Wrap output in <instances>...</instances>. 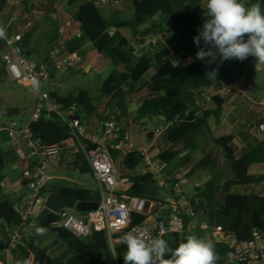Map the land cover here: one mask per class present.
<instances>
[{"label":"trees","instance_id":"obj_1","mask_svg":"<svg viewBox=\"0 0 264 264\" xmlns=\"http://www.w3.org/2000/svg\"><path fill=\"white\" fill-rule=\"evenodd\" d=\"M31 1L28 0L27 4ZM54 1L56 5L59 0ZM87 2L88 0L69 2V8L75 9L74 21L80 25L82 36L66 46L67 53H78L84 59L88 52L93 51L104 58L114 70L103 82L98 99H93L83 88L63 97H59L54 91L52 99L68 109L75 106L77 115L82 118V123L86 126L91 125L94 120H97L98 124L113 120L122 127L123 134L144 123L153 124L156 131L163 130L160 135L161 142L159 140L160 147L163 139L171 147L166 152H162L160 147L150 149L149 156L151 152L159 151L157 157H150L154 162L164 166L165 171L160 178L147 173V170L143 176H133L140 165L144 164L141 156L138 153L123 155L110 152L116 173L129 181L126 187L119 189L117 199L130 207V225L127 230L115 236L114 248L105 234L94 233L89 238L80 240L61 228L59 224L66 211L54 215L43 210L36 220L25 224L16 214L14 219L11 218L13 220H9L4 213L5 200L1 197L0 215L5 221L12 223L19 221L18 229L23 235L22 243L10 254V264H23L24 261L29 264L30 252L34 249H41L49 254L52 264H124L126 245L122 243L121 237L152 218L158 223L167 221L171 214L169 208L176 203V196L174 192L175 202L170 206L158 200V195L163 190L160 180L165 185L176 188L178 184L174 172L180 174L185 171L191 164L193 153H199L203 159L197 164L192 162L194 166L188 171L186 180L197 172L207 170H215V172L203 188L195 191L192 198L186 197L193 217L188 218L183 215L185 233L181 236H169L168 245L170 249H175L189 235L212 240L219 257L217 264H223L228 250L215 243L213 235L216 227L227 229L230 236L238 243L254 241L256 236L264 237V197L241 193L242 189L264 184V177L249 175L251 167L264 166V134H258L255 130L264 125V120L254 123V130L249 126L240 135L221 139H214L208 126L210 120L217 125L220 124L224 104L215 97L210 99L207 92L213 89L217 80L227 75L240 60L220 63L218 59L216 63L209 64L207 61L196 59L198 46L194 43L193 37L198 35V30H202L206 19L204 15L207 11V0H125L120 7L102 9L107 10L109 14L100 12L93 20H89L80 11ZM240 2L246 7L259 3L261 11L264 12V0H240ZM128 12H132V19L119 18L123 14L127 15ZM124 31L130 33V39L123 35ZM165 32H168L165 43L151 45L150 49L143 50L146 43ZM29 39V34L22 36L21 48L26 58L25 47ZM134 45L141 48L138 56L135 54ZM200 47H204L202 40ZM244 61L250 66L256 63L253 56H249ZM213 69H217L215 79L207 78L206 74ZM7 80L8 74L3 65L0 69V84ZM51 80L55 81V75ZM101 99L108 101V112L113 110L111 116H108V113L102 115L101 109L98 108ZM207 99L210 102L201 106L202 101ZM130 104L139 105L133 117L130 116ZM19 116L20 113L17 111H8L4 115L9 119ZM2 125L4 124L0 123V126ZM30 131L42 145L61 149L59 159L67 163L63 168L64 174H77L80 178L88 177L95 182L94 172L84 152L67 124L60 118L44 113L40 120L31 126ZM237 141L240 144L245 141L249 143L241 150L236 146ZM82 143L87 147V151L92 149L88 142L82 141ZM8 157L9 152L0 147V173L9 166ZM219 157L224 162L218 163ZM228 159L235 162L234 174H227ZM223 177L229 180V184L226 204L221 206L216 202V181ZM1 182L2 179H0V192ZM52 194L72 199L80 204L101 202L98 190L79 185L67 184L62 187L48 185L43 192V200L46 201ZM137 201L152 205L159 204L161 208L155 214L144 215L133 209ZM73 213L77 218L85 216V214ZM198 213L208 218L206 225L210 230L207 233L201 227L205 224L197 222ZM36 227H45L46 234L38 236ZM6 231L1 232L3 238L0 252L3 251L4 254L3 257L0 254L2 261H6L5 251L18 230L13 234ZM43 238L51 239L48 248H44Z\"/></svg>","mask_w":264,"mask_h":264},{"label":"built area","instance_id":"obj_2","mask_svg":"<svg viewBox=\"0 0 264 264\" xmlns=\"http://www.w3.org/2000/svg\"><path fill=\"white\" fill-rule=\"evenodd\" d=\"M93 2L98 8L107 9L120 7L125 0H93ZM14 3L17 8H21L28 3V0H15ZM17 21L16 17L12 19L6 28L7 38L0 39V44L5 49L2 63L7 71L9 81L17 86H25L32 90L37 95V102L35 114L27 126L21 127L15 121L9 125L0 126V135L5 134L9 141L18 147L16 150L18 158L28 165L23 173L27 191L26 199L22 203L15 204L13 210L23 224L33 222L41 214L37 206L40 202H44L43 192L53 178L52 161L60 157L61 149L42 145L33 137L30 128L40 120L44 113L48 116L55 115L67 124L84 152L86 160L94 172L97 190L101 196V202L96 212L85 214L83 218H77L73 212L66 211L59 225L80 240L87 239L94 233L105 234L110 244L114 245L116 243L115 236L127 230L130 225V207L117 199L119 189L126 187L129 181L125 177L117 178L110 152L123 155L138 153L143 159L147 173L158 178L162 177L165 167L152 160L149 150L135 148L132 131L123 134L122 127L117 122L109 120L100 123L96 133L91 134L82 120L70 121L71 118L79 117L75 106L68 109L52 99V93L55 91L51 85L52 76H56L60 72L75 71L85 65L84 59L78 53L69 54L66 50L69 43L82 36L80 27L74 29V24L68 23L59 32V38L48 60L45 63L36 64L24 56L21 48L22 36L13 32ZM167 38L168 32H165L151 40L150 45L156 46L159 43H165ZM237 83L242 84L243 82L240 80ZM207 101L210 102L209 99ZM260 106L264 108V100H261ZM162 132L163 130L160 129L157 134L160 136ZM258 134H264V125L260 126ZM21 141L25 142L24 148L19 147ZM82 141L91 144L92 149L87 151V147L83 145ZM2 174L0 173V176ZM186 176L187 174L175 176L178 184L175 188L176 203L169 208L171 214L165 223H158L155 218H152L130 231L143 232L150 238L160 236L163 239L172 235H183L185 233L183 215L188 218L193 217L192 210L181 190ZM1 187L3 188V186ZM135 203L139 204L140 202ZM201 227L206 233L210 230L207 225ZM213 239L215 243L228 250L226 261L223 264H264V237L262 236H256L251 242L238 243L230 236L227 229L216 227ZM22 240L23 235L18 229L5 251L6 261L0 259V264H10V254L22 243ZM31 259H33L32 253L29 257V260Z\"/></svg>","mask_w":264,"mask_h":264},{"label":"crops","instance_id":"obj_3","mask_svg":"<svg viewBox=\"0 0 264 264\" xmlns=\"http://www.w3.org/2000/svg\"><path fill=\"white\" fill-rule=\"evenodd\" d=\"M60 2H57L56 5H54L55 1H42V0H32V5L29 9L20 10L15 16L11 15H2V18H0V26H3L5 29L10 25L12 19L15 17L18 18L17 23L15 24L13 28V32L24 36V35H30L29 42L27 43V46L25 47V54L27 56V59L31 62H34L36 64H42L45 63L50 53L52 52L58 38H59V32L65 28V26L68 23L74 24V29L79 27L77 21H74V14L72 15L71 19H69L63 27H59L56 23L51 21L53 19V14H57L58 11L64 12L68 11L71 8H69V2L71 0H59ZM60 6L58 7V5ZM27 5V4H26ZM25 6V5H24ZM23 6V7H24ZM11 8L20 9L15 6V3L11 6ZM22 8V7H21ZM109 10V9H107ZM107 10H102L94 4L93 0H88V2L83 5L80 8V11L83 12V14L89 19L93 20L95 19L100 12H105V14H109L106 12ZM150 41L146 43L143 50L150 49ZM146 48V49H145ZM89 49V48H88ZM5 54V49L0 45V69L3 66L2 63V57ZM85 65L84 67L75 70V71H84L85 73L91 72V64L87 61L86 57L84 58ZM257 63V62H256ZM254 63L250 66L249 63L246 61H240L237 64H234V67L232 70L225 76L220 77L214 88L209 90L207 92V96L211 99L213 97L219 99L224 104V113L223 117L221 118L220 124L217 125L213 120H210L208 122L209 129L211 130L212 136L214 139H221L223 137L232 136V135H240L243 130L251 126V129L254 130V123L258 121L264 120V108L260 106L261 103V97H260V91L259 88V78L262 76V70L264 67L260 69L261 73L258 75L256 72V69L258 68V64ZM233 71L235 73H233ZM73 72V71H70ZM61 73L66 72H60L57 73L55 76V81L59 82H65L66 77L60 76ZM239 75L237 76V74ZM107 79V78H106ZM105 79V80H106ZM242 80V84H238L237 82ZM9 81V79L7 80ZM10 82V81H9ZM51 82H53L51 80ZM11 83V82H10ZM13 84V83H11ZM15 85V84H14ZM52 85V84H51ZM17 86V85H16ZM55 92L57 90L52 85ZM29 89V88H28ZM94 99V98H93ZM98 99V98H97ZM108 101L105 99L100 100V104L98 105V108H100L102 115L108 113V116H111L113 113L108 112L107 104ZM208 103V101H202L201 106H204ZM36 104V102H35ZM104 106V107H103ZM109 121V120H107ZM105 122V121H103ZM98 121L94 120L91 125L87 126L88 132L91 134H95L98 127ZM8 125V124H4ZM260 128V127H259ZM258 129H255L258 132ZM128 131H132V136L134 134V129H130ZM155 133V132H154ZM236 133V134H235ZM4 135V136H1ZM0 135V147L2 150L9 152V166L11 165H18L20 169V182L22 185V189H15L13 193L17 196L22 194V190L26 191L25 183L23 181V171L27 169L28 165L24 164L17 156L16 150L18 147L13 145L10 141L7 140V137L5 134ZM157 139H155V143H157L160 140V136L157 134V131L155 133ZM134 146L137 150H149L156 147V145L152 144L149 146L148 149H143V147H139L136 142L133 140ZM249 142L242 143L236 142V146L239 149H245L246 146H248ZM19 147H25V142L21 141L19 143ZM159 154V151H157ZM187 155V154H186ZM185 159L186 157H184ZM203 157L199 153H193L192 159H190V165L187 166L185 171L180 172V174H188V171H190L194 164H197L199 161H201ZM194 161V164L192 163ZM223 161L220 157L218 158V163ZM224 162V161H223ZM226 163L228 165L227 167V174H234L236 173L235 168V162L232 159L226 160ZM67 163L65 161L62 162L59 158L54 159L52 161V169L57 170L58 175H54V178L52 182L49 184L50 186H58L62 187L65 185H79L82 187L87 186L84 184L83 181L77 179L74 176L75 180H70L67 178V175L63 173V168L66 166ZM8 166V167H9ZM7 167V168H8ZM215 172V170H207L204 172H197V174H193L190 178L185 180L184 185L181 187L182 192L184 195H187L186 197L192 198L195 191L198 189H201L205 186V184L211 179L212 174ZM201 173H204L205 177L201 178ZM178 175L174 172V176ZM249 175L251 177H264V166H253L249 170ZM6 177V170L3 172L2 176H0V179H4ZM3 182V181H2ZM217 183V195H216V202L224 206L227 201L228 197V184L229 180L226 177L220 178L216 181ZM162 184V183H161ZM98 187V186H97ZM185 187V191L183 188ZM241 193H248L249 195H255L259 197H264V184L258 185L256 187H251L247 189H242ZM220 195H223L222 201H219ZM175 202V198H173V203ZM22 203V202H20ZM17 204V203H15ZM12 208H9L8 203L5 201V204L3 206L4 213L9 220H13L15 218V213ZM8 210L13 212L10 215L8 214ZM13 219H11V218ZM167 242H169V238L167 237L165 239ZM32 253V252H30ZM33 259L29 260V263H33Z\"/></svg>","mask_w":264,"mask_h":264},{"label":"clouds","instance_id":"obj_4","mask_svg":"<svg viewBox=\"0 0 264 264\" xmlns=\"http://www.w3.org/2000/svg\"><path fill=\"white\" fill-rule=\"evenodd\" d=\"M206 8L202 30L193 37L198 46L196 59L213 64L218 59L222 63L253 56L264 64V12L259 3L246 7L240 0H207ZM6 38V29L0 26V39ZM201 40L204 47H200ZM216 74L217 69H213L206 75L215 79ZM35 231L42 236L47 229L36 227ZM121 241L126 245L124 264H217L219 259L213 241L195 235H189L175 249L160 236L150 238L135 230L125 233Z\"/></svg>","mask_w":264,"mask_h":264},{"label":"rangeland","instance_id":"obj_5","mask_svg":"<svg viewBox=\"0 0 264 264\" xmlns=\"http://www.w3.org/2000/svg\"><path fill=\"white\" fill-rule=\"evenodd\" d=\"M47 1V0H42ZM49 1V0H48ZM53 1V0H50ZM15 0H0V18H2V15H11L12 17L15 16L20 10L29 9L32 5V2L25 5L24 7L18 9L11 8ZM60 2V1H58ZM60 4L58 5V7ZM75 9H70L68 11H58L57 14H53V21L56 23L59 27H63L65 23L71 19L72 15L74 14ZM119 18L124 20H129L133 18L132 12H128L127 15H122ZM123 35L127 38L130 37V33L127 31L123 32ZM136 48L135 54L138 56L141 53V48L134 45ZM146 49V48H145ZM87 61L91 64V72L85 73L84 71H73V72H66L61 73L60 76H65L66 80L65 82H59L54 81L51 82V84L55 87L57 90V93L59 97H63L65 95H69L72 93H75L80 88H83L84 90L88 91L92 98L97 99L100 96V89L105 81V79L110 75V73L114 70V68L104 59L99 57L95 52L91 51L88 52V54L85 55ZM258 68L256 69L257 74L259 75L261 73L260 69L264 67V64H259L258 62ZM236 72V71H235ZM233 71V73H235ZM239 73L237 74V76ZM259 88L261 89L260 97L261 100H264V69L262 70V76L259 78ZM35 102H37V95L30 89H28L25 86H16L14 84H11L9 81H5L3 84H0V123L2 124H10L11 122L15 121L18 123L21 127L27 126L30 120H32L33 115L35 114ZM139 105L136 104H130V116H134L135 113L138 111ZM8 111H17L20 113L19 117L15 118H5L4 115ZM158 123V122H155ZM156 130H154L153 124L151 123H144L141 124L138 128L134 129V134L132 136L133 140L136 142V144L139 147H143V149H148L150 145L154 144L157 145L156 148L160 147V142L158 141L155 143L156 137L155 133ZM153 135V139L150 140L149 136ZM155 137V139H154ZM170 144L163 139V144L160 147L162 152H166L170 148ZM150 156L152 158H155L158 156V152H151ZM52 177L54 178V175H58L57 170L52 169ZM146 173V167L144 164H141L140 167L137 169V171L132 174L133 176H143ZM197 174V173H196ZM74 176L83 181L84 184L87 186V188L91 190H97V183L92 181L90 178H80L77 174L71 175L68 174L67 178L70 180H75ZM201 178H204V173H201ZM20 169L18 165H11L6 169V177L2 179L3 182H1V186H3L2 191L0 192V198H4V200L8 203L9 208H12V204L14 203H20L23 202L26 199L27 191L22 190V194L15 195L13 191L15 189H22V185L20 182ZM52 178V180H53ZM117 178L120 179V174L117 173ZM160 184L163 186L162 192L158 195V200L165 203L166 205L170 206L173 203L175 188L172 187V185H165L162 180H160ZM175 185V184H174ZM185 191V187L183 188ZM187 195H185L186 197ZM188 198V197H187ZM223 195H220L219 201H222ZM190 199V198H188ZM45 202H40L37 206V209L39 212H42L45 206ZM139 208V204L134 203L133 209L137 210ZM13 212L8 210V214L10 215ZM11 218V217H9ZM207 217H204L202 213H198L197 215V222L200 224H205L208 221ZM19 223V221H18ZM16 221L12 223L11 221H5L3 219V216L0 215V243L2 242V231L7 230L9 231V234H13L15 231L18 230L20 227V223L18 224ZM6 231V232H7ZM11 232V233H10ZM8 233V232H7ZM50 238H43L44 242V248H48L50 246ZM112 248H114V245H112ZM1 256L3 257V251L0 252ZM34 260L33 263L29 264H52V260L49 257V254L44 253L41 249H34L32 251Z\"/></svg>","mask_w":264,"mask_h":264},{"label":"water","instance_id":"obj_6","mask_svg":"<svg viewBox=\"0 0 264 264\" xmlns=\"http://www.w3.org/2000/svg\"><path fill=\"white\" fill-rule=\"evenodd\" d=\"M81 117L71 118L70 121H81ZM149 139H153V135L149 136ZM99 208V204H80L72 199L62 197L59 195L52 194L48 196L45 202L44 211L47 213H52L54 215H59L64 211L76 212L78 214H89L92 212H96ZM161 206L152 205L151 203H139V208L137 211L144 215L155 214L160 210Z\"/></svg>","mask_w":264,"mask_h":264}]
</instances>
